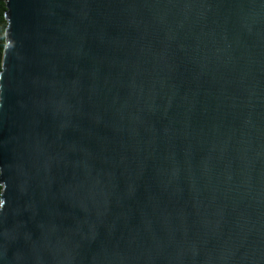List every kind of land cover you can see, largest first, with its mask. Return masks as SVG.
Here are the masks:
<instances>
[{"label":"water","instance_id":"obj_1","mask_svg":"<svg viewBox=\"0 0 264 264\" xmlns=\"http://www.w3.org/2000/svg\"><path fill=\"white\" fill-rule=\"evenodd\" d=\"M0 264H264V0H4Z\"/></svg>","mask_w":264,"mask_h":264},{"label":"trees","instance_id":"obj_2","mask_svg":"<svg viewBox=\"0 0 264 264\" xmlns=\"http://www.w3.org/2000/svg\"><path fill=\"white\" fill-rule=\"evenodd\" d=\"M5 2L0 0V71H1V62L2 55L5 48V30H6V21H5ZM1 194V187H0Z\"/></svg>","mask_w":264,"mask_h":264}]
</instances>
